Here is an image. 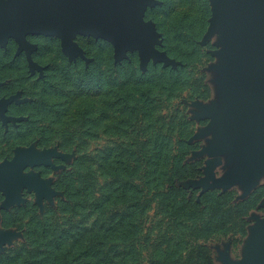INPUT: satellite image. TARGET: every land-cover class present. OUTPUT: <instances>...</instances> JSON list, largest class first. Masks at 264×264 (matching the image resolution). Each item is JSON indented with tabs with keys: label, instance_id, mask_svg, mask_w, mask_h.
<instances>
[{
	"label": "trees",
	"instance_id": "trees-1",
	"mask_svg": "<svg viewBox=\"0 0 264 264\" xmlns=\"http://www.w3.org/2000/svg\"><path fill=\"white\" fill-rule=\"evenodd\" d=\"M157 20L167 56L181 66L62 60L46 71L39 103L21 106L16 137L46 139L45 147L74 151L55 175L60 192L42 213L25 209L21 239L0 264H214L211 242L239 244L262 208L260 188L236 200L234 191L203 192L178 184L196 179L187 105L208 91L199 44L207 0H164ZM16 132V130H15ZM22 211V210H21Z\"/></svg>",
	"mask_w": 264,
	"mask_h": 264
},
{
	"label": "water",
	"instance_id": "water-1",
	"mask_svg": "<svg viewBox=\"0 0 264 264\" xmlns=\"http://www.w3.org/2000/svg\"><path fill=\"white\" fill-rule=\"evenodd\" d=\"M213 1L212 18L200 43L205 45L216 31L222 29L228 44L218 55L229 56L226 65L239 73L237 79L244 78L245 84L242 87L236 83L227 85L230 105L222 112L215 107L204 108L210 114L215 130L212 144L204 150L210 156L204 167V177L192 188L203 192L209 189L215 170L222 164L220 156L233 151V145L236 146L233 152L236 157L253 149L255 144L250 146L257 134L261 137L257 147L264 150V0ZM153 5V0H0V46L13 38L18 51L24 50L27 54L31 48L25 40L27 35L53 36L60 39L63 53L71 60L81 53L72 39L82 35L111 44L115 62L124 57L126 50L135 49L142 63L149 57L156 62L176 63L152 47L156 32L152 23L145 22L142 16L146 7ZM223 69L216 68L217 71ZM41 160L42 155L16 157L0 174V191L9 196L10 189L17 184L34 180L29 175L22 178L21 171L25 165ZM263 169L264 157L236 168L227 181L248 180L251 187ZM249 246L258 256L252 264H264V225L253 230Z\"/></svg>",
	"mask_w": 264,
	"mask_h": 264
},
{
	"label": "rangeland",
	"instance_id": "rangeland-1",
	"mask_svg": "<svg viewBox=\"0 0 264 264\" xmlns=\"http://www.w3.org/2000/svg\"><path fill=\"white\" fill-rule=\"evenodd\" d=\"M153 2V6L146 7L142 17L145 22L152 23L156 32V38L154 42H152V47L167 56L162 49L163 35L157 22L160 14L159 8L164 5V0H153ZM207 2L210 9V17L207 20L208 28L209 20L212 18L214 1L207 0ZM25 40L31 47L27 54L24 50L18 51V44L13 38L8 39L5 45L0 46V120L3 126H5L4 132L0 130V153L6 152V157H4L5 155L0 157V173L7 170L16 157L25 153L33 154L36 157L42 155V160L25 165L21 174L22 177L29 175L35 178V182H31L28 185H17L11 190L13 199L8 200L7 197L0 192L1 252L4 251L7 246L13 244L22 237L21 232L14 228L4 230V227L1 225V216H3L1 211H6L13 207H20L30 202L31 204L28 206V209L33 210L37 208L39 213H42L46 203L53 205L55 197L61 195L60 192L55 189L54 175L64 170L75 157L74 151L61 149L58 145L45 147V138L33 139L32 135H28L22 139H18L12 132V129L6 125L9 123L12 128L17 129L19 123H24L33 128H41L50 124L48 120L37 118L28 120L22 117L6 118L5 116L9 113L17 115L23 111V109H16L14 106L19 107L25 103H33L35 101V103H39L38 100H35V97L45 93V89L42 87V81L45 79V76L47 77L49 74L45 72L55 71L54 69L58 68L60 62L64 59L72 63L81 60V62L87 66L93 62V57L96 54L101 56L103 61L107 62V60H113L114 64L121 63L122 61L131 62L133 58L132 60L134 62L136 60L138 69L142 73H145L150 66L155 65H161V68L172 67L173 69L177 68V66H181L179 62H172L171 64L156 62L151 57L148 58L147 62L142 63L138 51L135 49L126 50L124 57L120 59L119 62H115L114 47L111 44L102 39H95L82 35H75L72 39L81 50V53L71 60L63 53L60 39L57 37L29 34L25 37ZM200 42L199 44L205 48V53L210 57L209 60L206 59L207 62L201 68V72L205 75V85L208 91L205 95L185 104L187 105L186 114L189 123L188 130H192L191 137H189L186 142L193 146V150L189 151L186 159L189 162H198L201 167L199 171L200 174L196 179L178 184L179 187L184 189L193 188V184L197 180L203 179L204 167L210 158L204 150L212 144L215 126L211 125V116L204 108L215 107L219 112H222L230 105L227 97V87L235 83L241 87L245 84V79H237L236 75L239 73H235V71H232L234 69L226 65V59L229 56L218 55L219 50H222L227 43L222 29L216 31L214 35L206 41L205 45H202ZM262 59L263 58H261L260 61H262ZM262 66L264 70V63ZM217 67H222L224 69L222 71H217ZM233 87H236V85ZM5 134L7 136L2 139V136ZM229 141V143L232 144V141ZM260 142L261 137L256 134L250 146L251 148L253 144H255L253 149H247L242 154L235 157L233 152L236 146L233 145V151L223 153L220 156L222 164L215 170L214 179L209 184V189L207 191L211 193L216 191H234L237 195L236 200L247 197L257 188H260L261 194H263L264 169L256 176L251 187L248 185V180L246 182L237 180L232 183L227 181L236 168L245 166L250 162H254L256 159L264 157V150L257 147ZM28 143L30 144L27 145ZM228 182L230 184H228ZM30 206H34L35 208H29ZM259 206L262 210L250 215L249 220L253 222V225L246 228V234L248 235L249 227H251L247 239L246 236L240 240L241 242L239 244H233L229 241H216L210 243L214 264H252L257 260L258 256L251 252L252 248L250 250L249 240L253 235V230L261 228L264 225V194L259 201ZM17 215V218H20L22 213L18 212ZM9 219V216L4 215V222L6 224H10ZM20 225H22V223L19 224V226Z\"/></svg>",
	"mask_w": 264,
	"mask_h": 264
},
{
	"label": "flooded vegetation",
	"instance_id": "flooded-vegetation-1",
	"mask_svg": "<svg viewBox=\"0 0 264 264\" xmlns=\"http://www.w3.org/2000/svg\"><path fill=\"white\" fill-rule=\"evenodd\" d=\"M26 104V103H25ZM24 105V104H23ZM23 105H21V106H23ZM21 106H19V107H17V106H14L16 109H18V108H21ZM22 109V108H21ZM6 116V118H19V117H22V118H26L25 117V115H22V112H20V114H17V115H15V114H13V113H9V114H6L5 115ZM21 124H23V123H19V126H18V128L17 129H14V128H12V126H11V124H6L7 126H9V128H11L12 129V132L15 134V135H17L18 134V130L23 126V125H21ZM0 130L1 131H3L4 132V130H5V126H3V123H2V121L0 120ZM15 130H16V132H15ZM7 135L5 134V135H3L2 136V139L3 138H5ZM30 143H28L27 145H29ZM25 154H30V153H25ZM2 155H5L4 157H6V152H2V153H0V157L2 156ZM22 155H24V154H22ZM31 155H33V154H31ZM34 156V155H33ZM36 157V156H35ZM23 170L24 169H22V171H21V174H22V172H23ZM5 171V170H4ZM3 173V171L0 173V174H2ZM21 177H22V175H21ZM54 177H55V175H54ZM23 178V177H22ZM31 182H35L34 180H30V181H28V182H25V184H23V185H28V184H30ZM17 185H21V184H17ZM16 185V186H17ZM15 186V187H16ZM15 187H13V188H11L10 189V191H9V196H6L7 197V199L8 200H11V199H13V194L11 193V190L12 189H14ZM2 194H4L2 191H0ZM56 198V197H55ZM55 200V199H54ZM31 203L30 202H27V203H25L23 206H20V207H13V208H11V209H8V210H6V211H1L3 214V216H1L2 217V221H1V225L4 227V230H8V229H11V228H14V227H11V224H16V225H19V224H21V223H24L25 222V220H23V214H24V210L25 209H28V206L30 205ZM47 204V203H46ZM45 204V205H46ZM32 207H34V206H30L29 208H32ZM45 207V206H44ZM35 208V207H34ZM22 210V211H21ZM35 211H37L38 213H39V211H38V209L36 208L35 209ZM18 212H21L22 213V216L20 217V218H17V213ZM1 215V214H0ZM4 215H7V216H9L10 217V224H6L5 222H4ZM24 221V222H23ZM14 229H16V228H14ZM17 230V229H16ZM17 231H20V230H17ZM21 232V231H20ZM21 239V238H20ZM19 239V240H20ZM18 240V241H19ZM17 241H15L13 244H15ZM13 244H11V245H9V246H7L6 248H5V250L4 251H0V253H3V252H5L9 247H11V246H13Z\"/></svg>",
	"mask_w": 264,
	"mask_h": 264
}]
</instances>
